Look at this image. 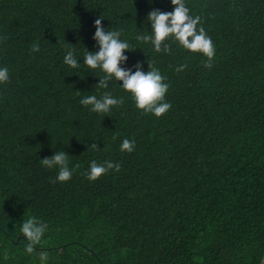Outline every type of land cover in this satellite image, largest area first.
<instances>
[{"label": "trees", "instance_id": "1", "mask_svg": "<svg viewBox=\"0 0 264 264\" xmlns=\"http://www.w3.org/2000/svg\"><path fill=\"white\" fill-rule=\"evenodd\" d=\"M185 2L214 42L211 67L172 38L170 52L136 39L171 0H0V264H41L40 251L46 264H262L264 0ZM100 16L134 47L122 66L167 78L166 113L137 108L115 79L100 88V69L64 63L68 49L96 48ZM105 91L123 103L104 114L80 103ZM56 150L74 168L67 181L41 163ZM93 160L120 167L90 180ZM32 216L48 230L28 254L20 227Z\"/></svg>", "mask_w": 264, "mask_h": 264}, {"label": "clouds", "instance_id": "2", "mask_svg": "<svg viewBox=\"0 0 264 264\" xmlns=\"http://www.w3.org/2000/svg\"><path fill=\"white\" fill-rule=\"evenodd\" d=\"M175 6L170 11H163L160 8H152L146 21L150 23L151 31L141 35L137 34L136 39L150 46L156 52H170L169 45L164 44L166 40L172 38L179 42L185 49L193 52H202L208 57L207 66L211 67L212 59L215 56L214 42L205 30L199 25L200 17L192 16L190 9L186 6L185 0H171ZM101 16L94 21L95 32L93 40L96 42V48L78 56L74 48L68 49L64 55V63L70 68H79L82 64L90 69H100L104 76L100 77L97 85L100 88L108 89L109 82L113 79L119 81L121 87L129 91L135 101L137 108L150 112L156 116H161L171 108V103L166 101L165 96L169 89L166 77L161 73L158 67L149 63V70L145 71L142 62H137L131 67H125L129 61L128 53L134 50L130 43L121 38V31L109 30L103 24ZM162 44L164 46L162 47ZM39 44L33 45L34 51H39ZM83 57V61H81ZM186 64L177 67V71L186 68ZM10 80V71L7 66H0V84ZM80 103L85 106H91V111L104 114L109 113L113 106L123 103L122 98H117L111 92L105 91L102 95L95 94L83 96ZM93 147H96L93 144ZM120 150L132 152L134 150V141L125 138ZM41 163L48 168H57L59 181L71 179L74 168L70 167V161L67 151H55L50 157L41 159ZM120 165L112 161L98 163L93 160L87 171L88 179H98L110 169L119 170ZM48 230L47 223L41 222L37 217L32 216L24 220L20 227V232L24 234L27 244L25 252L32 254L38 251L39 246ZM39 259L41 264H46L48 255L40 251ZM264 264V261H262Z\"/></svg>", "mask_w": 264, "mask_h": 264}, {"label": "water", "instance_id": "3", "mask_svg": "<svg viewBox=\"0 0 264 264\" xmlns=\"http://www.w3.org/2000/svg\"><path fill=\"white\" fill-rule=\"evenodd\" d=\"M264 261V260H263Z\"/></svg>", "mask_w": 264, "mask_h": 264}]
</instances>
